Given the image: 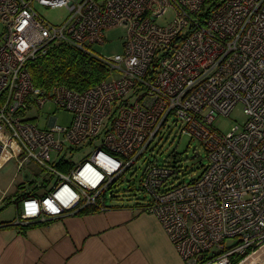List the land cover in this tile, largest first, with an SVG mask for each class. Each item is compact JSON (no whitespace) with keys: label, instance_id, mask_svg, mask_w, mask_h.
Here are the masks:
<instances>
[{"label":"built area","instance_id":"built-area-1","mask_svg":"<svg viewBox=\"0 0 264 264\" xmlns=\"http://www.w3.org/2000/svg\"><path fill=\"white\" fill-rule=\"evenodd\" d=\"M37 7L66 16L50 24ZM0 25V170L15 160L17 173L33 164L44 174L15 225L135 205L185 264H264V0H0ZM116 27L121 54L92 53ZM58 44L96 54L107 77L82 92L35 87L28 65ZM46 104L69 125L48 113L40 128ZM237 104L244 123L214 128ZM166 129L204 149L201 174L179 182L149 161L131 184L140 196L123 202L126 173L136 178Z\"/></svg>","mask_w":264,"mask_h":264},{"label":"crops","instance_id":"crops-1","mask_svg":"<svg viewBox=\"0 0 264 264\" xmlns=\"http://www.w3.org/2000/svg\"><path fill=\"white\" fill-rule=\"evenodd\" d=\"M39 174L44 177L27 166L0 190V211L14 205L9 217L0 218V264H185L157 219L127 205L35 221L21 231L15 225L21 200L44 193L42 180L35 181Z\"/></svg>","mask_w":264,"mask_h":264},{"label":"rangeland","instance_id":"rangeland-1","mask_svg":"<svg viewBox=\"0 0 264 264\" xmlns=\"http://www.w3.org/2000/svg\"><path fill=\"white\" fill-rule=\"evenodd\" d=\"M38 12L46 19L50 24H58L63 21L66 16L64 9L56 8H40L37 7ZM1 31V25H0ZM124 29L120 27L107 29L104 31V43L102 45H93L91 50L97 55L109 57L115 54H121L122 52V42L124 36ZM51 113L56 118V125L61 127H66L70 123L71 116L68 112L55 111L53 106L46 104L42 111L38 114L39 116V127L42 128V123L46 118V115ZM245 116L242 113V106L237 104L234 109L230 112L227 117L218 116L213 122V127L222 133H227L231 127L235 125H242L245 121ZM156 142H154L150 149L146 152V159L144 161H139L135 168L138 169V174L136 178L132 175V172L129 171L124 177V181L119 187V191L116 193V197L119 196L120 200L123 202H132L135 197H139L140 193L136 191L135 187H132L131 184L135 181V186H140L139 178L141 172L150 162H154L158 165L166 164L172 167L176 171V178L179 182L188 183L191 180L196 179L206 165L207 160L205 157L204 149L193 140L185 136H177L174 134V131L169 133V130L166 129L159 136ZM91 150L85 149L79 151L74 155L75 161H79L85 155H87ZM55 159V155H52ZM33 164H30L31 166ZM16 162L11 160L3 166L0 171V190L4 191L6 187L14 180V175L16 173ZM33 167V166H32ZM30 167V168H32ZM33 177L30 176L31 180ZM17 179L15 182H17ZM38 180V178H36ZM48 181L53 182V180L48 177ZM115 191V190H114ZM1 207V206H0ZM14 211V205H8L7 208L0 211V218L4 216L9 217L10 213ZM231 242L227 241V245H230Z\"/></svg>","mask_w":264,"mask_h":264},{"label":"trees","instance_id":"trees-1","mask_svg":"<svg viewBox=\"0 0 264 264\" xmlns=\"http://www.w3.org/2000/svg\"><path fill=\"white\" fill-rule=\"evenodd\" d=\"M28 66L33 85L42 90L57 84L82 92L97 85L108 75L106 67L96 58V54L84 53L62 44L49 47L44 57L31 62ZM30 196L34 195H25L23 198ZM128 207L140 213L135 205ZM30 224L21 226L20 230L31 227Z\"/></svg>","mask_w":264,"mask_h":264}]
</instances>
